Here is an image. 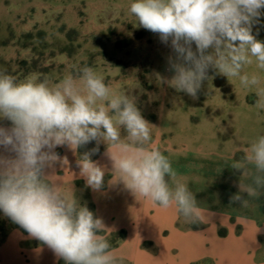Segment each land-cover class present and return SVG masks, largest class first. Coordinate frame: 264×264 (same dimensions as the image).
Returning a JSON list of instances; mask_svg holds the SVG:
<instances>
[{
    "label": "clouds",
    "instance_id": "1",
    "mask_svg": "<svg viewBox=\"0 0 264 264\" xmlns=\"http://www.w3.org/2000/svg\"><path fill=\"white\" fill-rule=\"evenodd\" d=\"M128 11L140 27L170 43L173 76L162 83L195 99L213 69L255 89L257 107L264 108L260 76L244 70L253 62L264 70V41L253 34L264 17V0H132ZM0 120L10 122L0 125V212L65 264H119V258L101 234L102 219L81 205L74 191L70 196L48 179L57 163L67 161L58 147L77 153L96 142L76 161L80 177L94 191L104 186L106 169L91 157L103 143L111 173L135 196L165 209L175 206L191 222L202 215L171 160L151 145V124L134 97L113 89L90 66L54 85L36 74L17 81L0 73ZM250 167L252 182L243 192L254 196L264 187V135L232 164L244 174Z\"/></svg>",
    "mask_w": 264,
    "mask_h": 264
},
{
    "label": "rangeland",
    "instance_id": "2",
    "mask_svg": "<svg viewBox=\"0 0 264 264\" xmlns=\"http://www.w3.org/2000/svg\"><path fill=\"white\" fill-rule=\"evenodd\" d=\"M131 2L0 0V73L17 81L36 74L54 85L86 65L92 67L106 84L134 97L151 124V139L159 140V150L202 210L220 214L238 208L248 197L243 188L252 182L254 169L244 174L232 164L243 159L248 141L256 139L251 128L264 123L255 89L213 69L195 99L162 83L161 78L173 76L174 53L170 43L138 25L128 11ZM260 79L264 87V75ZM86 146L97 147L95 141ZM227 186H241V200L224 194L219 201L217 188ZM0 221L6 226L11 220L0 212ZM202 223L201 217L191 222L179 215L177 224L194 236Z\"/></svg>",
    "mask_w": 264,
    "mask_h": 264
},
{
    "label": "crops",
    "instance_id": "3",
    "mask_svg": "<svg viewBox=\"0 0 264 264\" xmlns=\"http://www.w3.org/2000/svg\"><path fill=\"white\" fill-rule=\"evenodd\" d=\"M253 34L264 41V17L253 26ZM244 70L264 75V70L258 69L255 62ZM9 123L0 120V125ZM251 130L257 132V137L264 135V123ZM252 141H248L246 149ZM151 145L159 149L155 136ZM56 151L61 157L66 156L68 162L57 163L48 179L58 183L70 196L74 191L81 205L94 206V215L102 219L106 228L102 232L105 238L121 231L126 233L125 238L111 248L119 264H264V187L234 210L220 214L202 210L200 234L187 236L177 224L180 214L175 206L159 207L142 196H135L116 181L117 175L111 173V162L105 156L106 146L92 158L106 169L104 186L97 191L88 187L79 175L78 152L66 146ZM237 190L240 188H217L219 201L224 194L226 199L230 195L233 199L234 194L244 193ZM63 261L47 245L30 238L14 224L0 245V264H61Z\"/></svg>",
    "mask_w": 264,
    "mask_h": 264
},
{
    "label": "trees",
    "instance_id": "4",
    "mask_svg": "<svg viewBox=\"0 0 264 264\" xmlns=\"http://www.w3.org/2000/svg\"><path fill=\"white\" fill-rule=\"evenodd\" d=\"M90 150H91V149H90V148H87V146H83V147H81V148L78 150V153H79V155H80V154H83L84 152H86V151H90ZM103 150H104L103 147L99 148V151H98L97 153L93 154L91 158H93V157L99 155ZM86 206L89 208V210H91L92 212H94V206H93V205H86ZM11 224H14V225H16V226H19V225L13 223L12 221H10L9 224L5 226V225L2 224V222L0 221V245L2 244L4 238L6 237V234H7V232H8L9 227L11 226ZM19 227H20V226H19ZM23 230H24V229H23ZM24 231H25V230H24ZM25 232H26V231H25ZM101 234H103V233H101ZM125 236H126V233H125L124 231H121V232L118 233V234L111 235V237H113V241H112L111 244H110V245H111V248L117 246V245L119 244V242L125 238Z\"/></svg>",
    "mask_w": 264,
    "mask_h": 264
}]
</instances>
